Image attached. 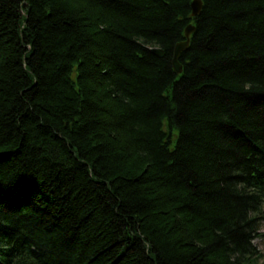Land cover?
I'll use <instances>...</instances> for the list:
<instances>
[{
  "label": "trees",
  "instance_id": "1",
  "mask_svg": "<svg viewBox=\"0 0 264 264\" xmlns=\"http://www.w3.org/2000/svg\"><path fill=\"white\" fill-rule=\"evenodd\" d=\"M201 1L0 0V264H264V0Z\"/></svg>",
  "mask_w": 264,
  "mask_h": 264
},
{
  "label": "water",
  "instance_id": "2",
  "mask_svg": "<svg viewBox=\"0 0 264 264\" xmlns=\"http://www.w3.org/2000/svg\"><path fill=\"white\" fill-rule=\"evenodd\" d=\"M201 9H202V1L194 0V2L192 3V16L197 17L200 14ZM193 31H194V27L190 26L186 31V41L177 44L175 48L174 67L179 73L182 71V68L179 63V59H180L181 54L184 51H186L189 45L190 35ZM153 52L157 55H161L163 53L160 49H154Z\"/></svg>",
  "mask_w": 264,
  "mask_h": 264
},
{
  "label": "rangeland",
  "instance_id": "3",
  "mask_svg": "<svg viewBox=\"0 0 264 264\" xmlns=\"http://www.w3.org/2000/svg\"><path fill=\"white\" fill-rule=\"evenodd\" d=\"M259 235L254 241V247L256 248L259 262L264 263V220L261 223Z\"/></svg>",
  "mask_w": 264,
  "mask_h": 264
}]
</instances>
